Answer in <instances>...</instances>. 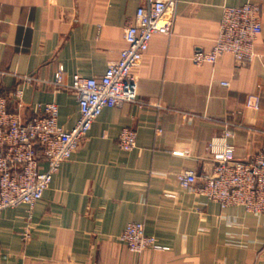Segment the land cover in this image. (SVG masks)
Returning <instances> with one entry per match:
<instances>
[{"label": "crops", "instance_id": "obj_1", "mask_svg": "<svg viewBox=\"0 0 264 264\" xmlns=\"http://www.w3.org/2000/svg\"><path fill=\"white\" fill-rule=\"evenodd\" d=\"M144 1L0 0V92L8 108H17L20 88L25 119L54 101L59 123L72 128L79 102L53 84L56 71L64 65L66 85L76 73L103 75ZM246 2L262 4L256 59L244 68L232 54L196 64L194 52L213 46L224 6ZM132 77L137 101L104 108L33 206L2 210L0 264H264V216L222 207L177 179L182 170H209L210 142L227 129L238 159L264 143V108L246 107L251 93L264 105V0H179L172 33L153 37ZM128 127L138 136L132 150L118 144ZM134 221L168 248L132 252L121 236Z\"/></svg>", "mask_w": 264, "mask_h": 264}, {"label": "built area", "instance_id": "obj_2", "mask_svg": "<svg viewBox=\"0 0 264 264\" xmlns=\"http://www.w3.org/2000/svg\"><path fill=\"white\" fill-rule=\"evenodd\" d=\"M178 2L145 0L134 20L124 28L126 46L120 57L109 62L103 75L87 77L76 73L71 84L66 85L65 67L59 66L53 84L69 88L79 102L80 117L72 128L66 129L59 123L57 102L37 104L32 116L25 119L20 111L23 90L14 92L17 104L14 110L8 108L10 99L0 92V214L6 207L23 203L33 206L42 198L55 173L87 137L105 107L137 101L138 84L132 73L142 63L153 37L172 33ZM261 12V3L225 5L213 46L210 50L195 51L193 61L215 63L224 54H232L238 66L251 64L258 56L256 41L263 29ZM21 78L26 82L34 80L30 75ZM246 107L264 108L261 94H249ZM232 135L227 129L210 142L213 166L209 170L200 176L195 170H182L177 179L183 188L219 202L222 207L242 206L248 212L264 216V143L254 155L238 159L235 145L228 140ZM137 137L135 129L124 128L118 144L124 150H132L137 146ZM29 237L28 228L24 238ZM121 239L136 253L168 248L148 235L140 221L129 222Z\"/></svg>", "mask_w": 264, "mask_h": 264}]
</instances>
